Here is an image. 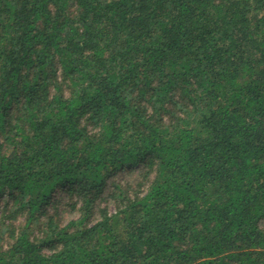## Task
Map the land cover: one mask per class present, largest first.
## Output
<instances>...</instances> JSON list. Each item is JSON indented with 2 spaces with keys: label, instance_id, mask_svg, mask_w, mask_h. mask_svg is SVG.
Segmentation results:
<instances>
[{
  "label": "trees",
  "instance_id": "1",
  "mask_svg": "<svg viewBox=\"0 0 264 264\" xmlns=\"http://www.w3.org/2000/svg\"><path fill=\"white\" fill-rule=\"evenodd\" d=\"M0 264H264V0H0Z\"/></svg>",
  "mask_w": 264,
  "mask_h": 264
},
{
  "label": "rangeland",
  "instance_id": "2",
  "mask_svg": "<svg viewBox=\"0 0 264 264\" xmlns=\"http://www.w3.org/2000/svg\"><path fill=\"white\" fill-rule=\"evenodd\" d=\"M68 217V214H66V218Z\"/></svg>",
  "mask_w": 264,
  "mask_h": 264
}]
</instances>
